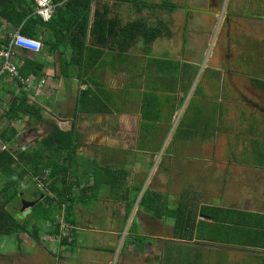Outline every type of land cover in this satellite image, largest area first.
I'll return each mask as SVG.
<instances>
[{
  "label": "crops",
  "instance_id": "obj_1",
  "mask_svg": "<svg viewBox=\"0 0 264 264\" xmlns=\"http://www.w3.org/2000/svg\"><path fill=\"white\" fill-rule=\"evenodd\" d=\"M67 1L53 0L56 4V10ZM104 1L112 8V11L108 12V16L118 17L121 25L139 20L146 21L152 29L150 32L152 31L153 34L159 35L158 39L152 44H145L142 38L131 40L132 42L135 41V43L128 50H121L120 45H115L114 56L111 59H107L109 56L105 55L107 66H101L100 75L94 70L81 71V68L79 69L77 65H74L76 72H72V67H74L70 64L72 52H67L69 49L66 47V43H63L60 47V51L66 49L63 56L58 53L55 54L50 46L44 45V43L39 53L18 49L13 55L15 62L19 66H22L26 60H34L36 62L40 60L41 64H44L42 75L38 77V80L33 74L29 78L36 79L37 82L42 79L49 81L45 93L46 98L36 103L43 110L41 119L29 118L30 122L24 127L26 130L23 132L17 126L10 124L17 129L20 140L24 142L23 145L25 146L21 151H26L30 148V145L34 146L36 141L50 134L54 126H57L63 132H75V135L80 138L76 144L79 145V151L87 163L94 162L98 166L107 167L105 163L107 160L115 163L129 162L128 166L131 169L127 171L126 169H118L113 166L109 168L111 169L110 171L114 172L110 173L109 176L114 180L118 178L115 181V187L105 180L103 176L101 183L100 170H97L95 174L91 169L86 174L83 173L87 169L80 173V175L82 174L81 184H75L71 194L68 196L71 197L72 215L76 219V225L65 222L67 219L63 217V214L67 210L64 213L57 210L52 212V218H59L63 222V232V227L66 225L73 227V229L76 228L78 234L80 227L86 222L95 218L104 221L102 223L103 227L85 228L90 230L92 238L95 233L101 234V241H92L83 247L80 245V238L77 245L78 235H76V242L70 251L69 247L71 245L67 246L61 241V245L64 246L65 250L71 253L70 259L67 258V260H70L69 264H112L114 258L118 264H153V260L156 257V246L158 247L159 243H162L163 249L160 260L158 256L156 257L158 264H171L170 259L178 257L175 249L179 247L184 250L185 257L189 258L193 254V258L187 264H205L199 263L197 259H201L207 253H211L214 260H217L219 264H230V256L235 251V248L238 247L245 248L241 250L243 258L248 261L253 258L256 259L258 264H264V248L262 247L220 244L198 238H193L192 240L177 238L174 235L175 223L172 217H168L165 212L157 213L140 205L145 192H149L151 199L163 202L162 210H167L168 212L170 209H178L180 206L185 205L191 208L197 207V220L204 219L201 216L203 205L264 214V209L255 208L262 207L264 201V90L261 88L262 85L254 84L251 80L260 81L259 75L264 76V41L256 39L252 44L248 45V54L252 57L246 58L243 65L236 62L237 55L235 56V53L231 51L226 53V51L219 49L214 59L210 63L207 61L202 73L199 74L202 61L192 59L190 51L196 50L201 45L202 38L205 37L204 45L210 41V33L215 28V25L210 26V23L213 20H217L218 16H222L220 11V1L222 0H187L188 3H183L182 0H171V3L167 0H113V2H109V0H92V20L94 19L96 8L99 7L101 10V2ZM144 2L151 5H146ZM193 5H197L201 9L189 7ZM243 5L245 6V4H241V6ZM184 6L188 7L185 8ZM2 7L0 5V11H2ZM238 7L239 5L232 7L227 16V31L222 33L223 46L226 43L224 35L232 34L235 30V26L231 27L233 18L246 19L242 15L244 7L240 9ZM234 12H239V14ZM249 20L259 21L255 18ZM0 25V39L9 40V36L18 29L4 17H0ZM53 33L55 31L51 32L45 28L42 34L38 33L35 38L43 40L44 37L51 36ZM206 33H209V35H205ZM187 41L188 44L186 45ZM159 55H166L169 58ZM157 61H168V63H158ZM97 64L99 65L101 62ZM112 65H114V68H112ZM108 67L112 69L107 71ZM245 67H248L251 73H246ZM101 77L107 80H103ZM125 81L126 84L121 86L122 82ZM200 82L201 86H199ZM75 84L78 85L77 89L74 87ZM193 84L191 97L194 96L198 101L207 102H222L223 98L226 97L229 103L236 106L235 110L228 109L226 111L227 117L231 119L230 122H238L236 114L239 111L243 116L241 118L242 121L250 122L256 127L249 136L254 138L256 135H262L263 139L262 141H251L248 154H244L242 158L224 155L222 152L221 148L226 147L230 137L227 132L223 133L221 138L216 141L215 147L208 146L199 139L177 143L179 147L197 146L192 151L194 159H197L207 149L216 148L213 156L201 159L207 163L206 165L195 167L197 173H199L198 171L215 172L213 177L216 179H207L200 183L198 191L204 190L205 193V195L197 197L200 203L196 204L195 201L192 204V197L187 198L185 196L186 192H184L178 203L174 205L170 204L169 189L160 192L147 188V186H150L151 177L147 179V182H141L140 184H137L138 180L135 185H133V182L137 178L147 177V170H145L146 162L149 159L147 147L153 145L155 137L166 127L163 126V122L165 119H169L170 111L174 109L173 117L180 112L184 98ZM20 89L10 75H5L1 78L0 98L3 100L1 101L2 105L8 108V105L12 104L17 96H21ZM101 89L107 93V96L102 93V98L105 102V107L102 110L101 108L91 110L89 105L82 104V106H78V101H81L80 97L86 93L85 91L92 90L94 93L96 92L95 94H99ZM113 89L117 91H113ZM73 90H75V96L71 97ZM113 99L115 100L113 101ZM183 105L184 108H187L189 107V102ZM118 106L121 109H118ZM150 108L157 109L156 115L161 120L162 126L157 128L156 133H152L144 125V123L150 122L148 118L144 117V112ZM198 108L208 112L211 105L208 104L202 107L199 104ZM1 109L5 111V108ZM213 118L215 117L212 116ZM5 120L8 119L6 118ZM22 121H19V123ZM223 124L228 125V120L218 118L215 128ZM4 128L0 130V133ZM125 135H130V138H125ZM0 139L8 146V143L4 142L1 136ZM118 145H122L125 148L119 151ZM126 147H130V149ZM218 147H220V150ZM140 155H144L141 161L138 160ZM64 157L68 158L66 155ZM76 159L81 161L78 156ZM78 161L75 164L72 163V166L78 167ZM220 174L227 175L228 178H236V180L232 179L233 182L228 181V186L235 184L237 188H241L242 185L239 184L249 182L252 185V192L256 193L262 190V200L255 194H248L247 198L245 194H242L238 201L231 200L237 196L233 195L230 196L231 199L229 198L228 188L218 183L217 175ZM105 175L107 176V172ZM72 178L73 174L67 177V181H71ZM95 178L100 180L97 187H94ZM170 180L167 181V188L170 185ZM172 180L176 179L172 178ZM52 181V168H44L37 174L34 172L26 173L24 180L18 186L17 199L19 202L15 200L8 208L13 212L19 210L21 215H23L24 203L27 201L36 202L32 212L29 214L32 215L39 201H43L45 196H50L51 199L48 203H44L47 206L52 198L58 197L56 190L51 185ZM3 182L7 184V178H3ZM125 190H127L128 195H121ZM184 191L186 190L184 189ZM77 193L80 201L98 198L102 213L99 211L93 214L85 213L80 205L76 208ZM118 200L125 203V207L119 205ZM64 206L66 208L67 204ZM104 207L108 209H103ZM141 208L148 211L154 218L173 219L172 234L166 232L157 237L138 233L139 225H134L136 220L134 210L137 209L138 212ZM101 214L104 218L109 217L108 221L103 217L101 218ZM28 216H25V218H28ZM58 223L55 222L53 224L57 225ZM45 228L48 230L50 223ZM73 229L71 236L65 235V233H63V236L61 234L57 235L61 236V240L68 238V243H70V240H73ZM131 230H135V232ZM138 234H141V240L136 239ZM10 236L12 244L5 245L7 251L4 252L15 258L12 264H38L37 258H48L44 251L47 249L51 253L53 251L49 244L44 243L45 234L43 235V242L37 241L28 233L21 234V242L18 241L16 235ZM13 243H15V247ZM79 249L83 250L80 253L82 257L76 259L75 253L76 251L79 252ZM12 250L19 251V255L11 254ZM253 253H256V255ZM54 255L57 254L55 253ZM57 256H61V253ZM128 256H131L129 257L130 262ZM24 258H29L28 262H22ZM221 259L223 262L220 261ZM49 264H58V262L54 258Z\"/></svg>",
  "mask_w": 264,
  "mask_h": 264
},
{
  "label": "trees",
  "instance_id": "obj_2",
  "mask_svg": "<svg viewBox=\"0 0 264 264\" xmlns=\"http://www.w3.org/2000/svg\"><path fill=\"white\" fill-rule=\"evenodd\" d=\"M130 1V0H128ZM146 5H151L144 2ZM2 11L0 17L6 18L16 28L21 27L23 33L36 37L42 34L45 28L54 32L53 35L43 38L44 45H49L51 50L60 56H63L66 49L60 51L63 43L72 52V66H80V63L87 61L91 66L101 62V66H107L105 55L113 57L114 46L120 45L121 50H128L137 38H142L145 44H152L158 39L157 34L150 32L151 27L146 21H133L125 25L120 24L118 17L108 16V12L112 11L111 6L107 2H101V10L96 8L94 19L92 20V0H68L63 6L59 7L52 15L51 20L45 22L35 12V4L27 0H0ZM1 27V25H0ZM40 27V29H38ZM9 40L0 39V52ZM70 46V47H69ZM26 51V50H24ZM158 63H168V61H157ZM44 64L40 60H26L19 71L24 78H29L32 74L35 77L42 75ZM5 76V75H4ZM3 76V77H4ZM2 77V78H3ZM15 80V79H14ZM36 80V82H37ZM15 83L21 84L17 80ZM21 96H17L12 104L2 105L0 98V123L4 119H8L11 123L19 122L25 118L41 119L43 110L38 104H30L28 93L22 89ZM78 101V106L89 105L91 110H101L105 107V102L92 90L85 91ZM89 93V95H88ZM87 96V97H85ZM2 112V113H1ZM0 136L4 142L8 143L9 150L0 154V177L7 178V184H4L0 196L4 200H0V234L16 235L19 242L22 241L21 234L28 233L39 242H43L42 229L50 223L48 230L43 229L45 234H61L63 236L62 224L59 218H52V212L56 208H64L65 222L76 225V219L73 217V208L71 190L75 184L80 185L82 171L86 174L90 169L95 174L97 170L101 171L105 180L115 187L116 180L111 178L109 166H98L94 162L87 163L79 151L80 147L77 140L80 138L75 132H63L57 126H54L52 132L44 138L36 141L34 146L30 145L26 151H21L25 145L20 140L19 132L11 125L1 131ZM21 151V152H20ZM68 158H65L64 156ZM80 158L78 161L76 157ZM78 161V167L72 166V163ZM77 167V171H76ZM44 168L53 169V181L51 185L57 192V198H52L51 202L46 206L44 202L39 201L32 215H29L25 221H20L18 217L8 208L18 196V186L24 180L25 174L29 172L39 173ZM107 172V176L105 175ZM73 174L71 181H67V177ZM117 174V173H116ZM100 183L99 178H95V185ZM127 196V190L123 194ZM140 205L146 207L147 210L157 213L165 212L168 217L174 219V235L177 238L189 239L193 238L211 241L220 244L244 245L252 247L264 248V214L241 211L231 208H220L211 205H203L201 208V216L204 219L197 220L198 213L194 208L180 206L178 209L162 210L163 202L151 199L149 192H145L141 199ZM129 211L130 208H128ZM41 222V223H39ZM59 222L57 225L53 224ZM45 226V227H44ZM135 232V230H131ZM73 240L68 243V238H63L62 242L70 249L76 242L77 230L73 229ZM52 253H56L52 251ZM63 258L65 256H62Z\"/></svg>",
  "mask_w": 264,
  "mask_h": 264
},
{
  "label": "rangeland",
  "instance_id": "obj_3",
  "mask_svg": "<svg viewBox=\"0 0 264 264\" xmlns=\"http://www.w3.org/2000/svg\"><path fill=\"white\" fill-rule=\"evenodd\" d=\"M167 1L171 3V0H167ZM196 1H199V0H196ZM109 2H113V0H109ZM182 2L188 3L187 0H182ZM220 2H221L220 11H221L222 16H218L217 20H213L210 23V26L215 25V28L210 33L211 34L210 41L208 42V44L206 43L204 45L203 43V41L205 40V37H204L201 39V42H200L201 45L197 47L196 50L190 51L192 53V59L196 61H202L200 68H199V74L202 73V70L204 69V65L207 63V61L208 63H210L214 59V56L218 53L219 49L222 51H226V53H229L230 51L235 53V56L237 55L236 62H238L240 65H243L244 60L246 61V58L252 57L248 54V45L252 44V42H254L256 39H258L259 41H264V21H263L264 20V0H262L261 2L260 0H236V1L235 0H222ZM241 4H245V6L244 5L241 6ZM237 5H239L238 9L244 7V10L242 11V15L246 19L238 18V17L233 18L231 27L235 26L234 27L235 30L232 32V34L224 35L225 36L224 40L226 43L223 46L222 33L227 31V23H226L227 16L230 13V10L232 9V7L234 6L236 7ZM184 7L186 8L188 6H184ZM189 7H193L192 9L194 8L201 9L197 5H193ZM234 13L239 14V12H234ZM127 15H129V13H127ZM224 16L225 18H224V21L222 22V19ZM252 18H255L263 22L249 20ZM205 35H209V33H206ZM195 36H198V35H195ZM187 44H188V41L186 42V45ZM67 52L70 53V50H68ZM161 57L169 58L166 55L161 56ZM111 58L112 57H107V59H111ZM72 68H73L72 72H76L75 66ZM80 68H81V71L94 70L97 74L99 75L101 74V64L91 66L88 61H84L80 63L79 69ZM112 68H114V65H112ZM112 68L108 67L107 71ZM244 70L246 71V73H251V70L248 67H245ZM69 73H70V70H69ZM259 78H261L260 81H254L253 79L251 80L254 84H260L264 87V76L259 75ZM102 79L104 80L105 78H102ZM125 84H126V81L122 82L121 86H124ZM193 86L194 84L192 85L191 89L187 92L184 98V102H183V104H187L189 102V107L184 108V105L182 104L180 112L177 113L174 117L173 115L175 111L174 109H172L169 114L170 116L169 119H165L163 122V126H166V127H164V129L160 131V134L155 137V139L153 140V145L151 147H147L148 153H149L148 155L149 159L146 162V168H145L147 172L143 170L144 172L147 173V177L144 176L145 178L144 177H141L139 179L137 178L136 181L133 182V185H135L138 180L137 184H140L141 182H147V179L151 177V182L149 183L150 186H147V188L155 189L160 192H162V190L166 191L167 189H169L170 204H174V205L178 203L179 199L182 197V193L184 192H186L185 196H187V198L192 197L191 199L192 204H194L195 201H196V204L200 203L197 200V197L199 195L201 196L203 194L205 195L204 190L198 191V188H200V183L204 182L207 179L208 180L216 179L215 177H213L215 176L214 175L215 172L198 171L199 173H197V171L195 170L196 166L207 164L203 162L201 159L213 156L216 148L207 149L202 154H200L197 159H194L192 156V151L197 146L179 147L177 143L182 142V141L187 142V141L199 139L202 143L208 146H214L216 141L219 138H221L222 134L227 132L228 134H230V137H229L226 147L221 148L222 152L224 153V155H233L235 157L242 158L244 157V154H248L249 143L251 141L253 140L262 141L263 139L262 135L261 136L256 135L254 138H251L249 136L251 132L256 129V127H254L250 122L242 121L241 118L243 116L241 115V113H239V111H237V114H236V117L238 118V122L236 123L230 122L231 119L227 117L226 111L228 109L235 110L236 106L234 104L229 103L226 100V97L223 98L222 102L198 101L196 97L194 96L191 97ZM199 86H201V82L199 83ZM262 86L261 88L264 90ZM47 87L43 91L44 95L36 99L37 102H40L41 99L46 98L45 93H46ZM74 87L77 89L78 85L75 84ZM113 91H117V90L113 89ZM72 92H73V95L71 97L75 96V90H73ZM95 93L94 95H96ZM103 93L104 95L107 96V93H105V91H103ZM31 95L32 94H28L29 101H30L29 103L34 104L33 103L34 100L32 99ZM97 95L100 96V99H101V93ZM114 100L115 99H113V101ZM110 104H111V101H110ZM199 104L202 107L204 105L209 104L211 105V108L208 112H206L202 110L201 108H198ZM118 109H121V107L118 106ZM183 109H184V112H183ZM156 113H157V109H154V108H150L148 111L144 112V117L150 120L149 123L146 122L144 123V125L147 128H149L152 133H156L157 128L162 126L161 120L156 115ZM212 116H214L215 118L212 119ZM218 118H221L223 120L224 119L228 120V125L223 124L220 127L215 128L216 124L218 123ZM215 120H216V124H215ZM10 122L11 121H8L5 119L1 121L0 130L6 127L7 125L12 124V126L13 125L17 126L23 132L24 130H26L24 129V127L28 125L30 120L29 118L28 119L25 118L20 123L19 122L10 123ZM167 126H170V127H167ZM124 137L130 138V135H125ZM123 148L125 147L122 145H118L119 151H121ZM126 148L130 149V147H126ZM218 149L220 150V147H218ZM143 158H144V155H140L138 157V160L141 161ZM105 163L107 164V166H110V167L113 166L114 168L117 167L118 169H126L127 171L131 170L129 169V166H128L129 162L115 163V162H110L107 160ZM133 165L135 166L134 163ZM172 178L176 180L173 181ZM169 179H171L170 185L167 188V184H168L167 181ZM217 179H218V183L221 184V186L225 185L228 188L229 198L230 196H233V195L237 196L235 199L230 198L233 201H238L239 197H241L242 194H245L246 198L248 194H255L256 196H258L260 200H262V190L257 191L256 193L252 192L251 190L252 185H250L249 182L239 184V185H242V187L237 188L235 184H231L229 186L227 184L228 181L233 182L232 179L236 180V178H228L227 175L220 174V175H217ZM240 183H241V180H240ZM4 184L5 183L0 177V191L2 190ZM170 186H171V189H170ZM184 189L186 191H184ZM234 192H239V193H234ZM0 196H5V194L0 193ZM78 197H79V194L77 193L76 201H75L76 208H78V206L80 205L81 209L85 213L89 212L90 214L91 213L93 214L97 211L102 213L101 205L99 204L98 198L92 199V200L80 201ZM0 200H4V198L0 197ZM17 200L18 199H16V202ZM118 203L119 205H123L125 207V203H123L122 201L118 200ZM255 208L259 210L264 209V201L262 203V207H255ZM56 209L57 211L61 213H64L66 211L65 207L64 208L59 207ZM103 209H108V208L104 207ZM194 209L198 211L197 207H194ZM134 211H135L134 216L136 217L134 225H139L138 233H143L146 236H148L147 234H149V235H153L157 237L166 232H170V234H172V226H173L172 218H171L172 220L167 219V218H159V219L154 218L153 216H151V214L148 211H146L143 208H141L138 212H137V209H135ZM13 213L18 217V219L21 222L25 221L26 218H25L24 213H23L24 216L21 215L19 210ZM63 217H64V214H63ZM102 217L103 215L101 214V218ZM108 218L109 217L104 218V219L108 221ZM103 222L104 221H101L95 218L92 221L86 222L82 227H80V230L78 231V234H77L78 235L77 245L79 243V238L81 240L80 245L83 247L87 246L92 241H97V242L101 241V234L95 233L94 237L92 238L90 230H86L85 228L86 227H103L102 225ZM81 224H82V221H81ZM42 234H45V233H43L42 231ZM140 237H141V234H138V237H136V239L141 240ZM11 240L12 239L10 235L0 234V252H1L0 253V264H12V261L15 259L12 256H10L7 252H4V251H7L5 245H8L10 243L12 244ZM61 241L62 240L60 239H54L53 241L50 242V235L45 234L44 243L49 244L50 248L54 252H56L57 255H60L61 253V256L54 255L47 249L46 251H44V253L48 256V258L46 257L37 258V263L38 264H44V263L49 264L55 258L58 264H69L70 260H67V258L70 259L69 256L71 255V253L65 250L64 246L61 245ZM13 245L15 247V243H13ZM162 249H163V245L162 243H159L158 247L156 246V254H155L156 257L158 256L159 260H160V256L162 255ZM244 249L245 248L243 247L235 248V251H233L232 255L230 256V264H258L256 259L252 258L250 261H248L246 258H243L241 250H244ZM175 251L178 257H175L176 259L172 257L170 259L171 264H187L193 258L192 256L193 254H191L189 258L185 257L184 250H182L180 247L176 248ZM82 252L83 250H80V249H79V252L76 251L75 258L78 259L82 257L80 256V253ZM11 254H16V256H18L19 251L12 250ZM253 254L256 255V253H253ZM62 256H65V257L63 258ZM129 257L131 256H128V259ZM156 257L153 260V264H158V260ZM28 259L29 258H24L22 259V262H28ZM197 260L199 261V263H205V264L211 263L212 264L214 258L211 253H207L201 259H197ZM130 261L131 260L129 259V262ZM214 263H216L215 260H214ZM112 264H118L115 258Z\"/></svg>",
  "mask_w": 264,
  "mask_h": 264
},
{
  "label": "built area",
  "instance_id": "obj_4",
  "mask_svg": "<svg viewBox=\"0 0 264 264\" xmlns=\"http://www.w3.org/2000/svg\"><path fill=\"white\" fill-rule=\"evenodd\" d=\"M35 4V12L44 21H49L52 18L56 10V4L53 0H27ZM42 41L38 38L30 36L22 32L21 28L16 29L10 36L8 44L4 46V49L0 52V81L4 75H10L13 79L17 80L21 84L19 87L26 91L28 94H32L31 97L34 100L33 103H37V98L44 95L43 91L48 85L47 79H42L36 82L33 78H24L20 71L19 65L14 60V53L17 49L34 51L35 53L41 52ZM14 80V81H15ZM26 149V148H25ZM9 150V146L3 143L0 139V154ZM65 235L72 234L73 227L66 225L63 227ZM50 242L54 239H60L61 236L57 234H49ZM52 239V240H51Z\"/></svg>",
  "mask_w": 264,
  "mask_h": 264
},
{
  "label": "water",
  "instance_id": "obj_5",
  "mask_svg": "<svg viewBox=\"0 0 264 264\" xmlns=\"http://www.w3.org/2000/svg\"><path fill=\"white\" fill-rule=\"evenodd\" d=\"M50 196H45L43 198V202L44 203H48V201L50 200ZM36 204V202H25L24 206H23V211H24V215L28 216L31 212H32V208L33 206Z\"/></svg>",
  "mask_w": 264,
  "mask_h": 264
},
{
  "label": "flooded vegetation",
  "instance_id": "obj_6",
  "mask_svg": "<svg viewBox=\"0 0 264 264\" xmlns=\"http://www.w3.org/2000/svg\"><path fill=\"white\" fill-rule=\"evenodd\" d=\"M215 261H216V263H214V260H213V264H219V262L217 260H215ZM220 261L223 262L222 259Z\"/></svg>",
  "mask_w": 264,
  "mask_h": 264
},
{
  "label": "clouds",
  "instance_id": "obj_7",
  "mask_svg": "<svg viewBox=\"0 0 264 264\" xmlns=\"http://www.w3.org/2000/svg\"><path fill=\"white\" fill-rule=\"evenodd\" d=\"M42 41V40H41ZM42 44H43V42H42ZM43 47V46H42ZM18 50V49H17ZM17 50H16V52H17ZM20 50H22V49H20ZM42 50V49H41ZM24 51V50H23ZM26 51H29V50H26ZM31 52V51H30Z\"/></svg>",
  "mask_w": 264,
  "mask_h": 264
}]
</instances>
